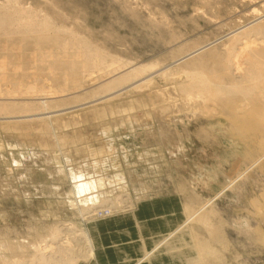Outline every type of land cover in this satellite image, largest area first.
<instances>
[{
	"label": "rangeland",
	"instance_id": "1",
	"mask_svg": "<svg viewBox=\"0 0 264 264\" xmlns=\"http://www.w3.org/2000/svg\"><path fill=\"white\" fill-rule=\"evenodd\" d=\"M10 2L72 30L106 60L92 73L72 74L81 86L74 81L79 87L46 97L43 91L64 86L65 71L53 74L52 57L43 59L40 48H58L37 49L33 38L0 29V102L67 100L0 118V264H36L49 243L86 236L93 253L76 264H264V117L249 107L238 122L226 118L224 102H187L177 88L186 72L230 81L244 70L248 49L264 48V32L231 40L240 27L264 24V0H0L1 9L11 10ZM125 61L168 65L177 75L153 73L148 85L109 100L73 99ZM53 109L60 116L44 119L50 130L33 122ZM81 179L94 186L79 197ZM55 227L67 234L56 243Z\"/></svg>",
	"mask_w": 264,
	"mask_h": 264
},
{
	"label": "bare ground",
	"instance_id": "2",
	"mask_svg": "<svg viewBox=\"0 0 264 264\" xmlns=\"http://www.w3.org/2000/svg\"><path fill=\"white\" fill-rule=\"evenodd\" d=\"M10 4H11V2H10ZM14 4H17V3H14ZM14 4L12 3L11 5H14ZM6 6L5 7L3 6L4 9H3V7L1 9V7H0V29H1V31H2V29L6 28V26H8L12 30H14L13 32H15V31L20 32L19 35L22 34L24 37H31L35 40V43L38 46L37 49H39V47H41L40 45L44 44V43H46V44L50 43V44H52L58 48V50L56 52L52 51V50L48 51V52H45L46 50L45 51L43 50L44 51L43 52V51H41V49H43V48H40V52H41L40 54H41V57L43 59H45V58L47 59L48 57H52V60H51V58H50L51 61L49 60L51 69L52 68L54 69V70L52 69V72H54L55 70L57 71L59 68H63V70L65 71V73H64V86L59 85L60 86L59 88L51 89V90L45 91V92L41 88H39L43 91L42 92L43 96L45 95L46 97H52L57 92H63L64 93V91H68L72 88L79 87L80 83H82L83 81L80 83L76 82V79L79 78L80 76L76 77V79L75 78L71 79L72 74L76 75L77 73H75V72H77L78 70H82L83 73L87 72V71H89V72L91 71V73H92V71L95 68H102L103 65L105 64L106 58H105L104 51H102L100 48H98L96 46L89 44V42H86V40L83 41V40L79 39V37L72 30H69L68 28H65V27L56 26L51 21V19L49 17H45V16L44 17H38L37 14H34L33 11L31 12V10H27V9L24 10V8L22 9V7L20 9L19 6L16 8L15 7L16 5H14L15 8L13 6H11L12 9L10 10L9 8H6ZM13 8H14V10H13ZM24 11H26V12H24ZM263 16H264V14H260V16H258V19L262 18ZM240 29H241V31L232 37V40H231L232 43H234L237 40H243L244 38L246 39L248 36H250L251 34H254V33L256 34L258 32H262V34H263L264 24L258 22L256 24L251 25V26H247V27H243V28L240 27ZM8 30L9 29L7 28V30H4L3 32H6ZM13 32H12V34H13ZM8 38H9V36H8ZM254 41H255V39H254ZM207 46H205V47H207ZM203 47H201V48H203ZM258 47H259V45H258ZM196 51H198V50H196ZM189 55L190 54L182 56L180 59L177 60V63L187 59L189 57ZM246 55H247V53H246ZM248 55H249L247 58L248 65L238 75L234 74V73H237V70H231V73L234 74L235 76H233L230 79V81H223L221 79L218 80L217 78H216L217 80H215V78H214V80H212V78L210 79L208 77L203 76L202 74H200L202 76L195 75L197 73H200L198 71H195V72L191 71V72L185 73L188 77L187 81L180 83V84H177V88L181 91V93L183 94L182 96H184V98H186L187 102L188 101L190 102V100H192L196 97L197 98L201 97L202 99L210 97L211 99H213L215 101L220 100V102L221 101L224 102V104L221 102L223 104V106H225L226 108L228 107V109H230L225 114L226 118H229V119L236 118V120L238 122H241L242 120H246L245 117L242 115V113H244L249 107H251V108L254 107L255 112H256L255 118L261 119V117H264V48L263 49L262 48L261 49H255V48L251 49L250 48V49H248ZM227 60H229V59H227ZM228 63H227V65H228ZM157 65H159V64L158 63L135 64V63L130 62V61H125L121 65H119L118 67H116L114 69L112 68L111 71H108L107 73H111L112 75L108 76L109 78L106 77L107 79L103 83L101 82V84L99 86H97V88H95L89 92H86L84 94H81L80 96H78V95L74 96L73 99L75 101H78V100L82 101L83 99L91 97L90 99L88 98L89 103L94 102V101L97 102L99 100H102L103 98L112 97V96H114V94L120 93V92H122L128 88L134 87L136 89V88H139V87L142 88L143 86L148 85V83L151 81V75L153 73L154 74L155 73H162L164 76V74L168 73V75H170V73L174 72L173 74L177 75L175 73V70L169 69L168 65L161 66V67L159 66L158 68H157ZM183 67H185V66H183ZM187 68H188V66H187ZM3 69H4V65H3ZM51 69H50V71H51ZM0 71H1V69H0ZM228 71H229V69H228ZM177 72L180 74V70ZM53 74H55V72ZM181 74H182V72H181ZM7 76H8V74H7ZM82 78L83 77H81V80H82ZM176 80H177V78H176ZM72 81H73V83H72ZM74 81L76 83H79V85L77 86V84H75ZM78 81H80V79ZM171 81H172V79L170 80V82ZM174 81H173V83H174ZM62 82H63V80H62ZM19 83H17L16 86L19 88V90L22 91V88L24 86H23V84H19ZM70 83H72V84H70ZM154 83H152V85ZM176 83H177V81H176ZM14 84H15V82H14ZM31 87H32L31 88L32 91H33V88L36 89L35 88L36 86L35 87L31 86ZM26 88L27 87L25 86L24 89H26ZM150 88H151V86H150ZM28 89H30V87ZM28 89H27V91H28ZM1 91L2 90L0 89V93H1ZM13 91H15V89ZM7 93H8V91H7ZM9 94L13 95V94H11V92L8 93V96H9ZM20 94H22V93H20ZM65 94H67V93H65ZM30 95H31V93H30ZM27 97H29V96H27ZM9 98H10V96H9ZM183 100L184 99H182V101ZM65 102H67V100H62L61 102L44 101L43 100L41 103V106L43 109H48L51 105H59L60 103H62V105H63V103H65ZM88 102L85 101L82 103H88ZM187 102H184V103L186 104ZM82 103H79L76 105H81ZM94 104L95 103H93V105ZM41 106L38 103H34V101L33 102H31V101L25 102L24 101L23 104H17V102H13V101L0 102V115H1L0 118H5V119L10 118L11 119V118L17 117V119H18L19 116H26L27 117V116H30L32 113L30 110H32L35 107L39 108ZM60 109H61V107L59 108V110ZM254 109L252 108V110H254ZM57 110L56 109L48 110V112L49 113L52 112V114L47 115V117H44V114L45 113L47 114V111H42V112L40 111L39 117L35 118L33 120V122L34 121L35 122L44 121L41 124L44 123L46 130L47 129L50 130L53 126L51 127V123L47 122L48 120L46 121L44 119L45 118H47V119L51 118V119L58 120L60 115L58 116L59 113L57 112ZM27 111H29L31 113L25 114L24 112H27ZM55 111L57 114H55ZM215 111L217 113V110H215ZM248 111H249V109H248ZM17 112H23L24 114L19 115V116H17V115L15 116L14 113L17 114ZM92 112H93V110H92ZM218 113H220V112H218ZM42 114H43V116L40 118V115H42ZM23 119H19V120H23ZM51 119H50V121H51ZM229 121H231V120H229ZM2 123H6L8 125L10 124V122H6V121H4ZM18 123H20V122H18ZM21 123H23V122H21ZM26 123H27V121H26ZM15 124H17V122H15ZM9 129H11V128H9ZM53 136H56V135L54 134ZM57 138H58L57 140H58L59 144L60 143L64 144L67 140V138L63 135L57 136ZM73 178H77V176L73 175ZM89 181H86V180L82 181V179H81V180H78L76 182L77 191H75V192L78 193L79 197L81 195L79 193L85 192L86 190H90L94 186V183L89 182ZM86 196L90 197L89 199H92V198H94L95 195H93V193H92L91 195H86ZM81 197H83V196H81ZM93 210L94 209H92L90 211H93ZM92 215H95V213H93ZM71 227H72V225H71ZM61 229H63V227H61V228L55 227L54 230H52L53 231V238L52 239L55 238V240H54L55 242L53 241L54 243H56L57 237L60 239V234L64 233V232L61 233ZM66 235L67 234H65L64 237H67ZM61 238H63V237H61ZM84 238H85L84 241L82 239H81L82 241L77 239L78 240L77 242L75 241V243H71V244L69 243L70 238H66L67 241L63 240V241H65V243H59L57 246H55L56 244L54 245L52 243L54 245L53 246L49 243L48 244V247H50L49 252L47 251V253H44L43 249H45V247L43 246L44 248H42V250H40V252H38L39 254L36 255L34 259L33 258L32 259L34 260V263H36V264H76V262L78 261L79 258H82V257L86 258L88 256L90 257V255L93 253V247L91 244L92 241H90V238L88 236H86ZM72 239H74V238H72ZM72 239H71V241H72ZM78 242L82 243V245L80 247H79V245H77V244H79ZM31 244H33V243H31ZM36 250H37V248H36ZM16 261H14L13 263H8V264H20V262H16Z\"/></svg>",
	"mask_w": 264,
	"mask_h": 264
}]
</instances>
